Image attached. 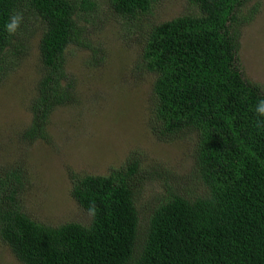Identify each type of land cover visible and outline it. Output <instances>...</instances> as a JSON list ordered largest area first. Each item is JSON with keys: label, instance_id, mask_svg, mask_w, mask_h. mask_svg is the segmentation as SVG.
Returning a JSON list of instances; mask_svg holds the SVG:
<instances>
[{"label": "trees", "instance_id": "obj_1", "mask_svg": "<svg viewBox=\"0 0 264 264\" xmlns=\"http://www.w3.org/2000/svg\"><path fill=\"white\" fill-rule=\"evenodd\" d=\"M188 1L195 13L151 27L136 68L155 75L151 129L156 138L197 134L195 171L207 195L188 198L170 186L139 245L137 157L107 176L72 181L71 197L90 214L89 226L51 227L32 220L21 202L26 172L5 170L0 172V240L21 264H264V117L255 112L264 89L242 70L235 30L247 0ZM154 3L109 0L115 14L129 19L151 13ZM95 7L96 0H0V78L6 56L27 49L26 22L35 17L44 26L42 71L26 139L47 137L52 113L75 103L65 56L72 46H88L80 17ZM15 13H22L23 21L9 36L4 25Z\"/></svg>", "mask_w": 264, "mask_h": 264}, {"label": "rangeland", "instance_id": "obj_2", "mask_svg": "<svg viewBox=\"0 0 264 264\" xmlns=\"http://www.w3.org/2000/svg\"><path fill=\"white\" fill-rule=\"evenodd\" d=\"M235 30L239 62L248 80L264 89V0H247ZM188 0H155L152 12L129 19L115 14L109 0H96L95 10L82 13L88 46L66 52V69L75 80V103L56 109L47 137H23L31 123L30 103L37 95L42 65L39 43L44 26L28 22L26 50L3 61L0 78V172L21 167L27 185L23 211L51 227L91 224L89 213L71 197L72 181L86 175L107 176L135 156L142 182L136 197L139 245L149 217L172 186L188 198L204 197L207 189L195 171L198 137L186 132L161 141L152 129L155 75L137 70L152 26L195 13ZM0 264H21L0 240Z\"/></svg>", "mask_w": 264, "mask_h": 264}, {"label": "clouds", "instance_id": "obj_3", "mask_svg": "<svg viewBox=\"0 0 264 264\" xmlns=\"http://www.w3.org/2000/svg\"><path fill=\"white\" fill-rule=\"evenodd\" d=\"M23 21V15L22 13H15L10 15L8 21L5 22L4 28L5 31L9 36H14L17 34L20 25ZM255 112L258 116L264 117V99L260 100L256 107H255ZM260 122L258 121V125Z\"/></svg>", "mask_w": 264, "mask_h": 264}]
</instances>
